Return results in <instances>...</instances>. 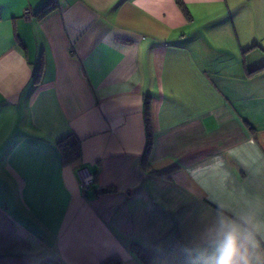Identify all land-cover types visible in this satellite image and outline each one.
Masks as SVG:
<instances>
[{"label": "crops", "instance_id": "crops-1", "mask_svg": "<svg viewBox=\"0 0 264 264\" xmlns=\"http://www.w3.org/2000/svg\"><path fill=\"white\" fill-rule=\"evenodd\" d=\"M229 236L264 264V0H0V264H218Z\"/></svg>", "mask_w": 264, "mask_h": 264}, {"label": "trees", "instance_id": "trees-1", "mask_svg": "<svg viewBox=\"0 0 264 264\" xmlns=\"http://www.w3.org/2000/svg\"><path fill=\"white\" fill-rule=\"evenodd\" d=\"M56 8V3L52 1H46L43 4H41L35 14L39 17L45 16L49 12H51L53 9ZM262 67L256 68L251 72H255ZM250 72V73H251ZM144 124H145V135H146V143H145V156L143 161L146 160V155L148 154L149 150L152 146V139H153V130H154V124L151 117V112L148 107V103L145 101L144 105ZM56 146L59 150L61 161L63 165H70V164H77L81 160L82 156V150H81V139L74 133H69L59 139L56 140ZM112 188L106 187V188H99L96 189L93 193V195H97L101 192H108L111 191ZM132 251L139 256L143 261H148V255L147 253L141 249L138 245H133ZM121 262V259L117 254H113L105 259H103L100 264H119ZM39 264H58V262L54 260H43Z\"/></svg>", "mask_w": 264, "mask_h": 264}, {"label": "built area", "instance_id": "built-area-1", "mask_svg": "<svg viewBox=\"0 0 264 264\" xmlns=\"http://www.w3.org/2000/svg\"><path fill=\"white\" fill-rule=\"evenodd\" d=\"M23 17H25L26 19L30 17V11L28 9L24 11ZM77 175L79 178V185L81 189H89L92 186L95 175L87 167H79L77 170Z\"/></svg>", "mask_w": 264, "mask_h": 264}, {"label": "clouds", "instance_id": "clouds-1", "mask_svg": "<svg viewBox=\"0 0 264 264\" xmlns=\"http://www.w3.org/2000/svg\"><path fill=\"white\" fill-rule=\"evenodd\" d=\"M229 248L225 249L224 255L219 259L218 264H238L235 259L236 248L233 236L228 237ZM226 257V258H225Z\"/></svg>", "mask_w": 264, "mask_h": 264}]
</instances>
